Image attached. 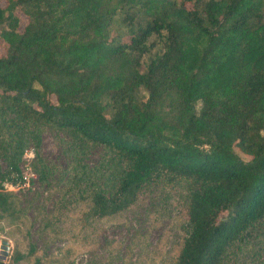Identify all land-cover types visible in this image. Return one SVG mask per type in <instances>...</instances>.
Returning <instances> with one entry per match:
<instances>
[{
    "label": "trees",
    "instance_id": "16d2710c",
    "mask_svg": "<svg viewBox=\"0 0 264 264\" xmlns=\"http://www.w3.org/2000/svg\"><path fill=\"white\" fill-rule=\"evenodd\" d=\"M0 41V160L30 127L102 150L94 177L67 176L58 216L82 205L96 221L163 184L185 209L168 264L264 249V0H3ZM3 179L0 217L16 223Z\"/></svg>",
    "mask_w": 264,
    "mask_h": 264
},
{
    "label": "rangeland",
    "instance_id": "374dc122",
    "mask_svg": "<svg viewBox=\"0 0 264 264\" xmlns=\"http://www.w3.org/2000/svg\"><path fill=\"white\" fill-rule=\"evenodd\" d=\"M19 20L22 27L26 17L19 13ZM3 51L0 41V54ZM28 131H22V153L15 144L0 160L4 179L18 174L25 163L36 173L31 188L11 192L20 213L16 223L0 217V227L8 232L0 233V239L7 241L8 253L17 249L28 254L29 260L23 264L169 263L180 247L179 227L185 219L184 203L176 191L163 184L154 185L128 208L86 224L78 220L82 205L65 217L58 216L67 176L78 170L94 177L100 168L102 150L49 126L40 127L36 141L30 135L32 127ZM251 247L232 262L254 264L258 254L264 256L258 239Z\"/></svg>",
    "mask_w": 264,
    "mask_h": 264
},
{
    "label": "built area",
    "instance_id": "2783aa9c",
    "mask_svg": "<svg viewBox=\"0 0 264 264\" xmlns=\"http://www.w3.org/2000/svg\"><path fill=\"white\" fill-rule=\"evenodd\" d=\"M35 179V171L30 167L29 163H25L18 174L10 175L9 178L3 179L1 186L3 190L10 192H16L20 189L27 190L31 188V184ZM2 243V239H0V252Z\"/></svg>",
    "mask_w": 264,
    "mask_h": 264
},
{
    "label": "water",
    "instance_id": "95a60500",
    "mask_svg": "<svg viewBox=\"0 0 264 264\" xmlns=\"http://www.w3.org/2000/svg\"><path fill=\"white\" fill-rule=\"evenodd\" d=\"M7 252H8L7 245L2 243L1 252H0V259H4L6 257V255H7Z\"/></svg>",
    "mask_w": 264,
    "mask_h": 264
}]
</instances>
